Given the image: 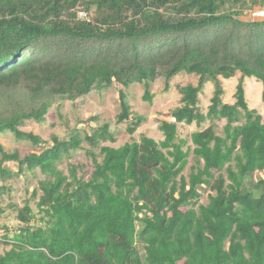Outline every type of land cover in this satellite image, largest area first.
I'll return each mask as SVG.
<instances>
[{
	"label": "trees",
	"instance_id": "1",
	"mask_svg": "<svg viewBox=\"0 0 264 264\" xmlns=\"http://www.w3.org/2000/svg\"><path fill=\"white\" fill-rule=\"evenodd\" d=\"M260 10L264 0H0V134L35 148L0 142V219H17L0 226V264H264V114L245 86L264 84ZM184 74L198 80L177 85L161 140L114 145L117 128L94 120L52 143L25 130L59 98L116 87V124L133 135L148 118L130 89L143 84L152 103L157 80L169 91ZM238 75L228 102L224 80ZM78 150L92 159L88 178L61 167ZM18 175L38 178L23 206L9 184Z\"/></svg>",
	"mask_w": 264,
	"mask_h": 264
},
{
	"label": "rangeland",
	"instance_id": "2",
	"mask_svg": "<svg viewBox=\"0 0 264 264\" xmlns=\"http://www.w3.org/2000/svg\"><path fill=\"white\" fill-rule=\"evenodd\" d=\"M254 18V17H252ZM240 75L232 79L224 80L226 88L225 100L233 102L234 93L237 89L238 79ZM198 77L195 75H180L172 81L169 91H165V82L163 79L157 80L152 85V92L155 95L152 103L144 101L142 96L145 91L143 84L134 85L129 91V98L133 105L134 112L147 116V122L141 126L138 131L130 135L125 130V125H117V115L121 110L119 91L116 87L107 90H94L89 95L84 96L77 101L59 98L55 102L50 111V116L47 122L37 124L33 123L25 127L27 131H34L39 134L44 140L52 143V136L57 135L60 138L67 137L69 132L79 123L84 121L85 127L98 126L102 123L109 122L114 128L119 131L118 141L114 145H121L128 141L140 140L143 135L154 137L157 140L163 139V134L159 130V120L168 117L169 112L180 105L181 95L177 89V85H184L188 82H196ZM247 97L250 106L257 108L264 114V99L263 90L264 84L255 78H247L245 81ZM213 94V86L208 84L205 94L202 97L203 105L210 104V97ZM224 123H221V126ZM222 128V127H220ZM197 129L193 125H180V135L188 136ZM0 142L5 144L9 150L20 149L24 154L34 150V146L29 141H19L15 136L10 133L0 134ZM84 146L89 147L86 144ZM37 149V148H36ZM98 151V150H96ZM72 162L78 167V175H85L86 178L90 177L94 170L92 159L86 154L84 150L74 152L73 156L61 164V167L68 172V162ZM193 164L191 160L190 165ZM10 165L16 168L14 163ZM0 180V185H2ZM12 186V199L20 206L24 205L25 200L30 198L32 191L38 184L37 177H29L25 175H18L9 181ZM11 198L6 197L3 201V206H6ZM7 224L11 227H17L16 213L8 209L7 213L0 219V226ZM0 227V232L2 231ZM3 232V231H2Z\"/></svg>",
	"mask_w": 264,
	"mask_h": 264
},
{
	"label": "built area",
	"instance_id": "3",
	"mask_svg": "<svg viewBox=\"0 0 264 264\" xmlns=\"http://www.w3.org/2000/svg\"><path fill=\"white\" fill-rule=\"evenodd\" d=\"M82 16H86L84 12L81 13ZM254 15H264V10L256 11Z\"/></svg>",
	"mask_w": 264,
	"mask_h": 264
}]
</instances>
